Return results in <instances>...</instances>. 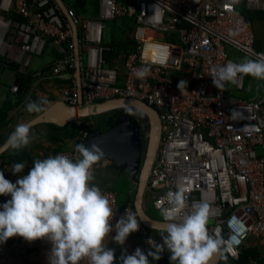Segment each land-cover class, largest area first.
Returning <instances> with one entry per match:
<instances>
[{
	"label": "built area",
	"instance_id": "2783aa9c",
	"mask_svg": "<svg viewBox=\"0 0 264 264\" xmlns=\"http://www.w3.org/2000/svg\"><path fill=\"white\" fill-rule=\"evenodd\" d=\"M246 2L251 8L264 9V0ZM241 4L242 0H101L98 19H82L68 8L83 29L84 103L128 97L158 111L163 137L150 177L154 206L166 207L162 198L178 188L184 189L189 204L208 203L209 231L224 241V254L236 261L249 238L264 243V155L256 150L264 151V95L254 101L221 92L213 84L210 69L233 61L228 46L254 59L262 54L254 48L255 35L239 11ZM133 15L138 47L127 55L122 74L106 66L105 55L111 48L104 45V28L110 20ZM73 36L54 0H0V77L10 65L27 74L33 57L42 56L49 44L61 55L53 72L75 75ZM142 67L149 71L139 78L134 72ZM181 80L187 81L183 93L177 87ZM243 85L244 76L234 88L243 90ZM72 86L61 89L60 97L78 107L76 80ZM233 110L238 111L237 118ZM74 123L83 134L82 143L95 123L82 118ZM61 153L77 155L74 148L57 154ZM112 164L105 158L95 171ZM5 178L15 183L19 177ZM103 192L114 201V222L118 221L129 207H119L115 192ZM23 241L16 236L6 243Z\"/></svg>",
	"mask_w": 264,
	"mask_h": 264
},
{
	"label": "clouds",
	"instance_id": "9594fccd",
	"mask_svg": "<svg viewBox=\"0 0 264 264\" xmlns=\"http://www.w3.org/2000/svg\"><path fill=\"white\" fill-rule=\"evenodd\" d=\"M148 71L142 67L134 74L143 78ZM210 76L221 92L227 91L228 85L238 86L242 76L264 81V53L255 59L213 66ZM177 87L183 93L187 81L181 80ZM49 103L45 96L29 98L25 110L38 115L46 111ZM232 116L237 118L238 111L233 110ZM35 139L31 124L19 123L3 147L17 153ZM74 152L77 155L61 153L35 159L27 175L23 174L25 162L13 164L11 173L19 177L15 183L0 171V196L11 197L0 204V245L16 236L30 243L45 240L51 245L48 264H115V250L108 246L109 241L125 245L129 236L140 230L143 218L138 219V213L128 208L114 222V201L94 182L95 166L105 160V152L95 141L90 147L76 144ZM162 200L167 206L158 208L165 227L153 228L163 243L147 238V254L139 247L132 254L124 249L120 264H150L149 257L159 261L166 250L170 264H212L217 256H224V241L209 231L208 203L200 200L189 204L183 188L168 191Z\"/></svg>",
	"mask_w": 264,
	"mask_h": 264
},
{
	"label": "crops",
	"instance_id": "0c3cea01",
	"mask_svg": "<svg viewBox=\"0 0 264 264\" xmlns=\"http://www.w3.org/2000/svg\"><path fill=\"white\" fill-rule=\"evenodd\" d=\"M100 2L98 6L99 13L97 16H95V18H89L84 17L83 15H79L77 11L72 8V6H70V4H66L65 2L64 4L67 9L69 8L75 10L77 15L82 19H98L101 12ZM131 8L134 9L133 6ZM239 11L245 15L247 22L252 27L255 35V50L257 52L264 53V9L254 7L251 8L247 4L246 0H242ZM60 13H62L61 9ZM63 16L66 17V15L64 14ZM108 22L106 23V26L104 28V45L105 31L107 29ZM78 29L79 34L82 38V26L79 25ZM229 47L237 50L232 46ZM238 51L239 50H237V52ZM239 53L242 52L239 51ZM38 57H42V59L40 60L41 62L37 69L32 71L30 70L31 67L28 68L29 71L27 74L33 75V79L35 82L33 90L30 91L28 97H36L38 99L41 96H45L48 99H52L49 103L50 105L56 100H61V89L66 88V86H70L69 89L73 88L72 84L73 81L76 80V78L56 75L53 72V66L55 62L61 57V55L58 53L56 47L52 46L51 44H49L45 53L42 56ZM247 57H249L250 59H254L250 56ZM237 58L241 60L239 55ZM105 60L107 66L106 57ZM113 67L118 69L117 66ZM4 71L5 70L2 71V74ZM125 71L126 68L124 64V71L119 72L124 74ZM10 72V85L8 87L9 93H0V111H2L0 114V149L3 148L7 137L14 130L17 124L30 122L37 116L36 114H29L25 110V104L29 98L24 102L21 101V95L24 92H20L22 90V82L18 87L19 92L16 91L17 87L15 86V82L17 77L13 71ZM234 87V85H228L227 89L230 88L231 93H229L228 91L227 93L228 95L237 99L256 101L264 95V81L261 80L257 81L250 91H246V77L244 76L243 90L236 91ZM33 94L34 96H32ZM11 96H14L15 103L10 102ZM49 105H47L46 108ZM93 121L95 123L96 119ZM77 129L78 128H76L74 121L70 122L68 124V127L65 128L58 127L54 124H41L33 127L32 132L34 133L36 139L27 148L22 149L17 153H13L12 150L6 149L0 153V171H4L5 175L18 177L17 175L11 173L12 165L18 162H25L26 167L23 174L27 175L30 169L34 167L33 160L44 159L50 155H56L59 151L74 148L76 144L80 143L79 135H77ZM261 154L264 155V151ZM94 175V182L99 185L102 191L115 192L118 205L121 209H125L127 207L135 209V198L138 190L137 177H130L125 172V170L123 168H119L114 163V161L112 165L96 170L94 172ZM146 199L148 200L144 201V206L148 209V211L153 216L162 218L160 216L159 210L154 206L153 193L151 191V188L147 191ZM7 200H9V198L0 196V204L5 203ZM115 234V232L111 233L112 236H114ZM149 237L155 239L153 230L147 228L140 222V230L138 232L132 233L127 239L125 245L120 246L113 241H109L108 246L115 250V264H120L119 257L121 256L124 249H127L128 254H132L134 253L135 249L139 247L145 252V254H147L148 250L150 249V245H148L145 241ZM50 249V243L45 240H37L31 243L26 240L18 243H5L0 245V264H48V253L50 252ZM169 257L170 253L166 250L162 255V259H160L159 261L153 260L151 257H149L150 264H170ZM222 260L225 264H264V243L259 238L251 237L247 241L239 260H233L225 254L222 257Z\"/></svg>",
	"mask_w": 264,
	"mask_h": 264
},
{
	"label": "water",
	"instance_id": "95a60500",
	"mask_svg": "<svg viewBox=\"0 0 264 264\" xmlns=\"http://www.w3.org/2000/svg\"><path fill=\"white\" fill-rule=\"evenodd\" d=\"M66 15L73 29V40L76 54V74L68 75L77 80L79 93V106H71L64 100H56L50 104L46 111L37 115L29 123L32 128L41 124H54L58 127H68V124L77 118L95 120V127L84 137L82 143L86 146L95 141L105 152L106 158L111 159L132 178H138V190L135 198V210L141 223L154 232V237L159 243H163L162 237L155 229H162L165 225L162 218L153 216L144 206L146 195L150 189V177L153 166L161 147L163 132L162 122L158 111L144 102L128 97H116L104 100L92 105H86L83 100L82 67L80 60V34L75 20L70 16L63 0H54ZM21 81L16 79L15 86L19 87ZM23 89L20 91L22 92ZM122 110L112 120L109 113ZM138 119H145L147 126H143ZM147 129L145 132L143 128ZM130 133L131 135H127ZM146 140V142H145ZM4 147L0 149L3 152ZM154 227V228H153ZM212 264H225L221 256H217Z\"/></svg>",
	"mask_w": 264,
	"mask_h": 264
},
{
	"label": "trees",
	"instance_id": "16d2710c",
	"mask_svg": "<svg viewBox=\"0 0 264 264\" xmlns=\"http://www.w3.org/2000/svg\"><path fill=\"white\" fill-rule=\"evenodd\" d=\"M66 4H70L72 8H74L79 15H88V16H97L98 6L100 0H63ZM62 19L66 21L67 24L68 20L62 13H60ZM112 27L115 29L112 32V37L109 42H105V45L111 48V51L106 53L107 59V67L117 66L120 72L124 71V64L126 61L127 55L132 52L136 51L138 44L135 41V27H136V20L135 16H127L123 18H116L113 21ZM6 69L13 71L16 74V77L22 81L23 86V94L21 95V101L24 102L29 97L30 91L33 90L34 87V79L33 75L30 74H21L18 73L17 67L15 65H10ZM34 96V94L32 95ZM32 100H36V97H30ZM50 102L52 99H48ZM2 111H0L1 114ZM122 110L117 109L115 117L121 113ZM114 117V118H115ZM146 131V128H143ZM89 132V130H87ZM76 135V133H75ZM79 138L83 135L79 131L77 132ZM148 200V199H147ZM154 201V200H153Z\"/></svg>",
	"mask_w": 264,
	"mask_h": 264
},
{
	"label": "rangeland",
	"instance_id": "374dc122",
	"mask_svg": "<svg viewBox=\"0 0 264 264\" xmlns=\"http://www.w3.org/2000/svg\"><path fill=\"white\" fill-rule=\"evenodd\" d=\"M84 17H89V18H95L94 16H88V15H83ZM113 22L110 21L108 22V25H107V29L105 31V42H109L111 37H112V32L115 30L113 27ZM228 53L229 55L231 56L230 58L235 61V62H240L242 61L243 59L245 58H249L247 57L246 55L242 54V53H239V51L237 52V50L231 48L228 46ZM241 58V60H239L237 57ZM42 59V57H38V56H34L33 59H32V63L31 64V68L30 70H36L37 67L40 65V60ZM250 59V58H249ZM11 72L9 70H5L2 74V77L0 78V93H5V94H8L9 93V90H8V87L10 85V80H9V76H10ZM246 77V88L247 90L246 91H250L252 89V87L254 86V84L259 81V80H256L254 78H252L251 76H245ZM227 91L229 93L230 92V88L227 89ZM11 103H15V98L14 96H11V100H10ZM256 150L258 151L259 154H261L263 152V150L261 148H256Z\"/></svg>",
	"mask_w": 264,
	"mask_h": 264
},
{
	"label": "flooded vegetation",
	"instance_id": "af4514ba",
	"mask_svg": "<svg viewBox=\"0 0 264 264\" xmlns=\"http://www.w3.org/2000/svg\"><path fill=\"white\" fill-rule=\"evenodd\" d=\"M115 114H116V112H114V114H111V113H109L108 114V116H112V120L113 119H115L116 117H115ZM120 114V113H119ZM115 117V118H114ZM139 120V122H141V124H143V126H147V125H145L146 124V120L145 119H138ZM143 133H145V138H146V133H147V129H146V131L145 132H143ZM145 142H146V140H145Z\"/></svg>",
	"mask_w": 264,
	"mask_h": 264
}]
</instances>
